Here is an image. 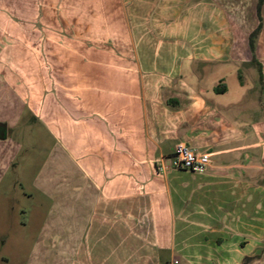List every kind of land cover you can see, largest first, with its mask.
Instances as JSON below:
<instances>
[{
	"label": "crops",
	"instance_id": "crops-1",
	"mask_svg": "<svg viewBox=\"0 0 264 264\" xmlns=\"http://www.w3.org/2000/svg\"><path fill=\"white\" fill-rule=\"evenodd\" d=\"M257 2L0 0V200L26 136L49 142L27 264H264ZM177 143L206 169L171 167Z\"/></svg>",
	"mask_w": 264,
	"mask_h": 264
},
{
	"label": "rangeland",
	"instance_id": "rangeland-1",
	"mask_svg": "<svg viewBox=\"0 0 264 264\" xmlns=\"http://www.w3.org/2000/svg\"><path fill=\"white\" fill-rule=\"evenodd\" d=\"M226 68L225 72H229L226 81L230 96H239L244 93L249 82L242 75L244 80L242 85L237 77L238 72L236 74L232 72L231 66ZM26 137L27 147L18 155L16 164L5 178L6 184L12 179V184L16 183V187L9 189L6 197L0 200V216L5 217L7 221L0 223V231H2L0 235L4 239V242L0 239V264H27L31 258L29 250L37 232V224L49 204L48 199L36 193L31 186V179L49 145L48 138L45 134L36 132L35 128ZM34 144L40 149L39 151L33 148ZM12 217L17 221L19 218L26 220L27 223L20 229L18 223H11Z\"/></svg>",
	"mask_w": 264,
	"mask_h": 264
},
{
	"label": "built area",
	"instance_id": "built-area-1",
	"mask_svg": "<svg viewBox=\"0 0 264 264\" xmlns=\"http://www.w3.org/2000/svg\"><path fill=\"white\" fill-rule=\"evenodd\" d=\"M210 161L209 153L196 151L183 143H177L170 158V166L176 169H187L203 172ZM174 260L171 264H176Z\"/></svg>",
	"mask_w": 264,
	"mask_h": 264
},
{
	"label": "trees",
	"instance_id": "trees-1",
	"mask_svg": "<svg viewBox=\"0 0 264 264\" xmlns=\"http://www.w3.org/2000/svg\"><path fill=\"white\" fill-rule=\"evenodd\" d=\"M262 2H263V0H258L257 5H256V11H257L258 15H259V9H260V6H261ZM258 30H259V26L256 29H254L253 32L250 35L251 47H253V40H254V37L256 36V34L258 33Z\"/></svg>",
	"mask_w": 264,
	"mask_h": 264
}]
</instances>
